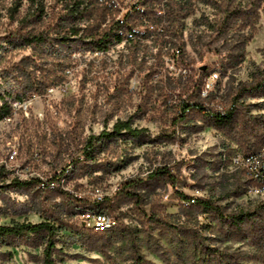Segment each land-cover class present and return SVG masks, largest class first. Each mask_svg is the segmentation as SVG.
Segmentation results:
<instances>
[{
    "label": "rangeland",
    "instance_id": "rangeland-1",
    "mask_svg": "<svg viewBox=\"0 0 264 264\" xmlns=\"http://www.w3.org/2000/svg\"><path fill=\"white\" fill-rule=\"evenodd\" d=\"M164 1H148L135 12L128 9L136 0L102 9L100 29L126 13L128 20L120 41L96 49L84 35L99 9L75 19L69 16L72 0H0V225L49 220L67 227L54 238L55 264H134L133 249L150 264H189L193 232L205 245L236 255L239 264H264V247L259 250L251 237L262 233L264 196L250 190L246 172L229 165L234 140L197 110L183 112L195 102L226 110L264 68V2L246 39L247 28L216 34L212 26L220 14L199 0H192L191 12L178 22L157 23L154 14L166 11ZM35 9L41 15L33 18ZM19 32L46 41L9 37ZM199 67L206 68L205 78L216 74L205 97L192 93ZM238 103L248 110L246 117L264 116V99L243 97ZM125 120L147 130L143 142L104 141L92 159L83 160L90 136ZM68 165L63 184L40 185ZM157 169L171 177L157 174L135 189L141 208L114 197L126 180ZM16 180L30 183L17 186ZM97 193L106 200L103 212L117 222L109 231L92 229L91 208L71 198L92 200ZM189 197L208 198L226 215L253 210L261 215L253 225L229 228L189 206L184 199ZM45 241L43 235L11 238L0 245V264H43Z\"/></svg>",
    "mask_w": 264,
    "mask_h": 264
},
{
    "label": "trees",
    "instance_id": "trees-1",
    "mask_svg": "<svg viewBox=\"0 0 264 264\" xmlns=\"http://www.w3.org/2000/svg\"><path fill=\"white\" fill-rule=\"evenodd\" d=\"M151 0H136L129 7L128 11L131 10L135 12L137 7H145L147 2ZM158 2V0H156ZM206 4H211L217 8L220 17L216 20L215 26H212L214 32L218 35L226 32L227 30H243L245 28L250 29V34L247 33L246 39L252 36L254 31V24L251 18L254 20L257 17V11L259 4L264 2V0H199ZM97 0H87L86 3L83 0H72L70 2L69 16L75 19L82 18L85 15V11H89V16L92 11L98 10L96 18L93 20L90 26L91 32L84 35V37H90V43L94 44L96 49H105L107 45L114 41H120L123 36L120 34L119 30L123 31V27L127 25L125 20H128L127 13L124 15L123 20H116L111 22L108 26L105 25L100 29L101 24L105 18V7L100 6ZM193 6L192 0H166L164 5L161 6L165 8L163 14H154V19L158 23L162 19L167 18L170 23L178 22L180 19L186 17L191 12V7ZM81 7V8H80ZM103 9V10H102ZM101 10V11H100ZM108 10V9H107ZM161 8L159 9V11ZM41 10H34L31 17L36 18L41 15ZM124 21V22H123ZM124 24V25H123ZM87 27L84 28V30ZM77 34L78 31L73 32ZM9 37L18 38L28 43H42L46 41V38L41 35H30L25 33H17L16 35L10 34ZM195 79L193 83L192 93H200L203 85V80L206 76V68L199 67L194 73ZM251 82L248 84H243L239 90V93L233 98L232 103L226 110L222 111H211L210 109L202 106L199 103L185 104L183 107V112L190 108L197 110L203 115V121H206L208 125H213L223 132L227 137L234 140L236 144V149L233 150L232 154H236L238 151L243 152H258L264 147V116H248L245 107L239 104V100L243 97L251 98H262L264 99V68L260 72L252 74ZM9 113V109L4 111V115ZM245 117V118H244ZM119 137H124L125 139L138 140L143 142V139L147 137V130L145 128H134L130 124L129 120L116 122L111 130L101 131L97 135L90 136L86 143L84 144L82 154L83 160H90L96 149L104 141H109ZM252 140V141H251ZM72 168V167H71ZM70 168V169H71ZM71 171V170H70ZM157 174H165L169 177L171 175L168 171L163 169H157L154 172L147 175V177L142 179H130L126 180L120 184L114 194L116 196H124L134 202L136 206L141 208V197L135 192V189L142 183L155 178ZM66 175V172H64ZM26 181H15V185L23 186L29 184ZM47 188V187H45ZM44 188V189H45ZM238 191L234 192L233 195H238ZM72 201L80 206H86L91 208L93 212H103L102 204L103 202L93 201L90 202L84 198L72 197ZM188 200V205L194 207L197 211L202 213H209L210 215H215L218 222L229 228H239L243 223L250 222L251 225L255 224L259 215H261L260 210L237 212L234 214L226 215L223 213L222 207L215 205L212 200L203 197L184 198ZM111 198H109V202ZM110 208L111 203L107 204ZM141 211H143L141 209ZM150 220L157 221L154 215L148 217ZM55 220V219H54ZM60 229H67L63 226H55L51 221H41L38 223H13L11 225H0V245H9V240L11 238L21 236V235H43L45 237L46 245L43 249V264H55L52 258V252L54 249V238L56 232ZM260 231L264 233V226L259 227ZM261 233V234H262ZM252 235L253 244L261 250L264 247L263 235ZM191 238L193 241L192 247V260L189 264H239L238 257L233 254H226L217 249L209 247L204 244L203 238L200 237L196 232L191 233ZM247 239V238H246ZM249 239V238H248ZM247 239V240H248ZM134 264H150L145 262L143 258L138 254L136 249H133Z\"/></svg>",
    "mask_w": 264,
    "mask_h": 264
},
{
    "label": "built area",
    "instance_id": "built-area-1",
    "mask_svg": "<svg viewBox=\"0 0 264 264\" xmlns=\"http://www.w3.org/2000/svg\"><path fill=\"white\" fill-rule=\"evenodd\" d=\"M128 1H132V0H128ZM97 3L108 10H112L116 7H119V0H97ZM160 30L163 31L162 28H160ZM119 31L120 34L124 36V32L122 30ZM215 77L216 74L212 73V75H209L207 78L204 79L201 88L202 96L204 97L207 96L208 91L211 89V81ZM219 111H222V109L220 108ZM258 152H262V159H264V147L258 150ZM229 165L231 166L233 171L249 172V175H251L253 179V191H256V193H264V166H257V159H252V155H249V153L247 152L244 153L237 152L236 154L230 156ZM68 167H72V165H68L67 167L64 168V170H59L55 172L53 178H51L49 182L47 183L41 182L40 185L42 187L48 188V187H54L56 183L58 185L63 184L64 172H66ZM75 197H77V195H75ZM192 198L195 197H191L190 201H192ZM104 200L105 198L97 193L94 195L92 200L89 201L103 202ZM186 203H188V200L186 201ZM90 220H91L90 227L94 230L103 228L105 221H112V224H114L115 226L117 224L115 218L105 212H93V214H91L90 216Z\"/></svg>",
    "mask_w": 264,
    "mask_h": 264
},
{
    "label": "bare ground",
    "instance_id": "bare-ground-1",
    "mask_svg": "<svg viewBox=\"0 0 264 264\" xmlns=\"http://www.w3.org/2000/svg\"><path fill=\"white\" fill-rule=\"evenodd\" d=\"M212 75V74H211ZM249 155H252V159H257V166H264V159H262V152H248ZM224 160V158H222ZM247 175H249V172H246ZM249 179L253 185V179L251 175H249ZM250 190L253 191V186L250 187ZM251 191V192H252ZM256 195L264 196V193H256V191H253ZM100 202V201H99ZM87 214V213H86ZM93 214V212H92ZM115 227L114 224H112V221H105L103 228H100L96 231H109Z\"/></svg>",
    "mask_w": 264,
    "mask_h": 264
}]
</instances>
